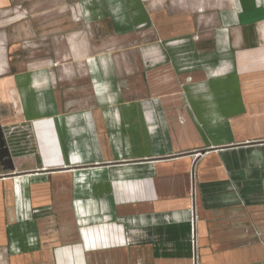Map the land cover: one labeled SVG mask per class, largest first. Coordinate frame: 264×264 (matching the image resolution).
Instances as JSON below:
<instances>
[{"label":"crops","instance_id":"1","mask_svg":"<svg viewBox=\"0 0 264 264\" xmlns=\"http://www.w3.org/2000/svg\"><path fill=\"white\" fill-rule=\"evenodd\" d=\"M156 1L29 0L87 24L43 56L0 24V264H264V0Z\"/></svg>","mask_w":264,"mask_h":264},{"label":"rangeland","instance_id":"2","mask_svg":"<svg viewBox=\"0 0 264 264\" xmlns=\"http://www.w3.org/2000/svg\"><path fill=\"white\" fill-rule=\"evenodd\" d=\"M29 0H16L15 6L11 8L10 10H6L4 13V17L0 16V24L5 25L6 29V44H8L9 47H13L14 43H20L21 44V53H24L22 55H28L36 53L37 56H43V52L46 51V53L51 52L50 47V37H53L56 35L55 33L51 32H45L46 26L50 27L52 24H63L64 29L69 31L68 33H73V31L81 30L83 28V25L85 27L87 24H83L82 21L78 22L75 17H37L36 18V28L39 30L37 34L34 35V33L29 34V27L32 28L33 25H35L34 22H29L30 18V11H29ZM155 4L159 5V8H162L163 6L166 8L170 7V9L179 10V9H187L195 6L198 12H201L204 10V1L203 0H196V1H178V0H170V1H156ZM71 7V6H70ZM22 17L21 21H17L14 24L16 27H20L21 32L20 34L13 33V22L17 20L18 18ZM32 20L34 18L32 17ZM50 30V29H49ZM48 30V31H49ZM101 38L104 40H107L109 37V34L106 32L101 33ZM31 36V37H30ZM89 41L92 40V35L89 34ZM87 40V37H86ZM37 41V42H35ZM47 46V48H46ZM49 46V47H48Z\"/></svg>","mask_w":264,"mask_h":264}]
</instances>
